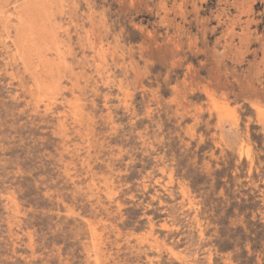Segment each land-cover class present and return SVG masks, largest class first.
<instances>
[{
	"label": "rangeland",
	"instance_id": "obj_1",
	"mask_svg": "<svg viewBox=\"0 0 264 264\" xmlns=\"http://www.w3.org/2000/svg\"><path fill=\"white\" fill-rule=\"evenodd\" d=\"M0 264H264V0H0Z\"/></svg>",
	"mask_w": 264,
	"mask_h": 264
},
{
	"label": "bare ground",
	"instance_id": "obj_2",
	"mask_svg": "<svg viewBox=\"0 0 264 264\" xmlns=\"http://www.w3.org/2000/svg\"><path fill=\"white\" fill-rule=\"evenodd\" d=\"M29 1H30V0H29ZM31 1H32V0H31ZM36 1H37V0H36ZM38 1H39V0H38ZM47 1H48V0H47ZM51 2H53V1H51ZM20 3H21V2H20ZM37 3H38V2H37ZM39 3H41V2H39ZM21 4H23V1H22ZM31 4H32V3H31ZM45 4H46V3H44V5H45ZM18 5H19V4H18ZM24 5H25V4H24ZM27 5H28V3H27ZM27 5H25L24 7H29V6H27ZM35 5H36V4H35ZM21 6H23V5H21ZM49 6H50V5H49ZM15 7H17V6H15ZM38 7H39V6H38ZM22 8H23V7H22ZM29 8H30V7H29ZM34 8H35V6H34ZM40 8H42V6H40ZM17 9H18V8H16V10H17ZM24 9H25V8H24ZM35 9H36V8H35ZM46 9H47V7H46ZM16 10H15V11H16ZM52 11H53V10H52ZM52 11H51V12H52ZM18 12H19V11H18ZM22 12H23V10H22ZM27 12H29V11L27 10ZM53 12H55V10H54ZM53 12H52V14H53V16H54L55 14H54ZM29 13H30V12H29ZM11 14H12V13H11ZM19 14H20V12H19ZM48 14H49V13H48ZM50 14H51V13H50ZM50 14H49V15H50ZM12 15H13V14H12ZM30 15H31V13L29 14V16H30ZM14 16H15V14H14ZM34 16H36V15H34ZM15 17H16V16H15ZM48 17H49V16H48ZM40 18H41V17H40ZM45 18H46V17H45ZM49 18H50V17H49ZM16 19H18V18H16ZM35 19H36V18H35ZM41 19H42V18H41ZM18 20H19V19H18ZM23 20H24V19H23ZM42 20L44 21V19H42ZM46 20H47V19H46ZM37 21H38V20H37ZM39 21H41V20H39ZM39 21H38V22H39ZM47 21H48V20H47ZM32 23H33V22H32ZM18 24H20V23H18ZM21 24H23V23H21ZM26 24H27V23H26ZM36 24H38V23H36ZM52 24H53V23H52V21H51V26H52ZM40 25H41V23H40ZM48 25H49V24H48ZM53 25H54V24H53ZM14 26H15V25H14ZM20 26H21V25H20ZM49 26H50V25H49ZM26 27H27V26H26ZM26 27H25V28H26ZM47 27H48V26H47ZM16 28H17V27H16ZM34 28H35V26H34ZM43 28H44V27H43ZM54 28H55V27H54ZM17 29H18V28H17ZM20 29H22V28H20ZM26 29H27V28H26ZM30 29H31V28H30ZM35 29H36V28H35ZM50 29H51V27H50ZM27 30H29V29H27ZM36 30H38V28H37ZM23 31H26V30H22V32H23ZM29 32H30V31H29ZM39 32H40V31H39ZM34 33H35V32H34ZM43 33H44V32H43ZM23 34H24V33H23ZM40 34H41V33H40ZM45 34H46V33H45ZM24 36H25V35H24ZM24 36H22V37H24ZM33 37H34V36H33ZM19 38H20V37H19ZM41 39H42V38H41ZM49 39H50V38H49ZM38 40H39V39H38ZM52 41H54V40L52 39V40H51V43H52ZM43 42H44V41H43ZM39 43H40V42H39ZM53 43H54V42H53ZM30 44H32V43H30ZM49 47H50V46H49ZM33 48H34V47H33ZM36 49H37V48H36ZM38 53H39V52H38ZM41 53H42V52H41ZM42 56H44V55H42ZM49 61H50V60H49ZM40 62H41V61H40ZM43 62H44V61H43ZM44 64H45V63H44ZM48 64H49V63H48ZM48 64H47V65H48ZM45 65H46V64H45ZM47 65H46V68H47ZM51 65H52V64H51ZM51 65H49V66L51 67ZM52 67H53V66H52ZM46 68H45V69H46ZM45 69H44V70H45ZM50 69H51V68H50ZM50 69H49V70H50ZM51 72H52V71H51ZM48 73H49V72H48ZM48 73H47V74H48ZM42 74H43V73H42ZM45 76H46V75H45ZM43 79H44V78H43ZM43 85H45V84H43ZM49 109H50V108H49ZM224 117H225V116H224ZM100 218H101V217H100ZM171 247H172V246H171Z\"/></svg>",
	"mask_w": 264,
	"mask_h": 264
}]
</instances>
